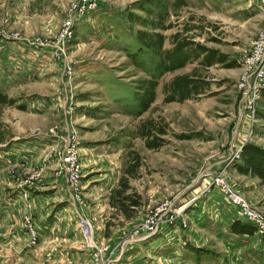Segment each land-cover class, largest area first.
<instances>
[{
  "label": "rangeland",
  "instance_id": "374dc122",
  "mask_svg": "<svg viewBox=\"0 0 264 264\" xmlns=\"http://www.w3.org/2000/svg\"><path fill=\"white\" fill-rule=\"evenodd\" d=\"M263 23L257 0H0V264L264 255L220 190L264 213V89L248 112L237 86Z\"/></svg>",
  "mask_w": 264,
  "mask_h": 264
},
{
  "label": "built area",
  "instance_id": "2783aa9c",
  "mask_svg": "<svg viewBox=\"0 0 264 264\" xmlns=\"http://www.w3.org/2000/svg\"><path fill=\"white\" fill-rule=\"evenodd\" d=\"M257 2L264 6V0H257ZM241 70L237 86L240 91L242 106L244 110L252 112L259 97V91L264 89V23L249 40L247 50L241 59ZM61 163V167H64L66 181L71 186H76L80 168L78 155L72 146H68L62 153ZM220 187L223 199L226 200L228 205L233 206V217L254 222L257 231L264 233V213L250 207L238 193L231 191L227 186ZM28 232L30 240L33 242L35 236L30 227Z\"/></svg>",
  "mask_w": 264,
  "mask_h": 264
},
{
  "label": "crops",
  "instance_id": "0c3cea01",
  "mask_svg": "<svg viewBox=\"0 0 264 264\" xmlns=\"http://www.w3.org/2000/svg\"><path fill=\"white\" fill-rule=\"evenodd\" d=\"M0 236H1V231H0ZM232 239L233 241L237 240V242L241 246L239 247L240 250L230 249L229 251L228 246H225L226 244L219 239L220 242H218V244L224 245V252H223L224 254L222 253L221 256L218 255L217 259H214L212 261L200 260L196 264H264V255L263 254L256 255L253 251L254 249L251 250L253 243L252 238L242 235L241 237L234 236L232 237ZM187 260L188 261L186 262H190L189 259Z\"/></svg>",
  "mask_w": 264,
  "mask_h": 264
},
{
  "label": "trees",
  "instance_id": "16d2710c",
  "mask_svg": "<svg viewBox=\"0 0 264 264\" xmlns=\"http://www.w3.org/2000/svg\"><path fill=\"white\" fill-rule=\"evenodd\" d=\"M121 209V208H120Z\"/></svg>",
  "mask_w": 264,
  "mask_h": 264
}]
</instances>
